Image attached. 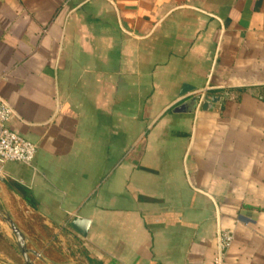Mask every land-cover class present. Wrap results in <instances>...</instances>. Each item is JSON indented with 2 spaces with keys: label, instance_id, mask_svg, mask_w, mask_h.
Listing matches in <instances>:
<instances>
[{
  "label": "crops",
  "instance_id": "1",
  "mask_svg": "<svg viewBox=\"0 0 264 264\" xmlns=\"http://www.w3.org/2000/svg\"><path fill=\"white\" fill-rule=\"evenodd\" d=\"M0 96L38 147L0 171L34 264H204L220 229L264 264V0H0Z\"/></svg>",
  "mask_w": 264,
  "mask_h": 264
},
{
  "label": "built area",
  "instance_id": "2",
  "mask_svg": "<svg viewBox=\"0 0 264 264\" xmlns=\"http://www.w3.org/2000/svg\"><path fill=\"white\" fill-rule=\"evenodd\" d=\"M14 116L11 106L0 96V171L7 163L32 166L38 147L14 132L9 124ZM235 241L232 231L219 230L217 233V253L204 264H225L226 257Z\"/></svg>",
  "mask_w": 264,
  "mask_h": 264
},
{
  "label": "water",
  "instance_id": "3",
  "mask_svg": "<svg viewBox=\"0 0 264 264\" xmlns=\"http://www.w3.org/2000/svg\"><path fill=\"white\" fill-rule=\"evenodd\" d=\"M203 100H205V101L208 100V97L206 96V94H195L194 98H192L190 100L189 105L191 104L194 107H196L198 105V103L203 101ZM212 102L214 103V100H212ZM185 107L186 106H184L183 108H180L179 111L185 110ZM0 218L5 224L8 225V227L10 229L11 237H12L13 241L15 242V244H16L20 254L22 255L25 263L26 264H34L32 259H31V255H34L37 258L41 259V257L38 256V254L31 252L28 249L24 236L17 229V227L13 223L10 216L8 214H6L1 209H0ZM89 226H90V222L88 220H85V219H76V220L71 222V228L73 230H75L77 233H79L82 237L87 236Z\"/></svg>",
  "mask_w": 264,
  "mask_h": 264
}]
</instances>
